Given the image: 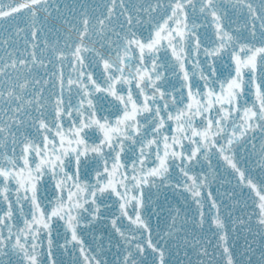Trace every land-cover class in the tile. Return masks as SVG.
Listing matches in <instances>:
<instances>
[{
  "label": "snow or ice",
  "instance_id": "1",
  "mask_svg": "<svg viewBox=\"0 0 264 264\" xmlns=\"http://www.w3.org/2000/svg\"><path fill=\"white\" fill-rule=\"evenodd\" d=\"M129 2L0 0V264H264V0Z\"/></svg>",
  "mask_w": 264,
  "mask_h": 264
},
{
  "label": "water",
  "instance_id": "2",
  "mask_svg": "<svg viewBox=\"0 0 264 264\" xmlns=\"http://www.w3.org/2000/svg\"><path fill=\"white\" fill-rule=\"evenodd\" d=\"M56 3L62 11L66 8L75 7L77 16L80 14L81 6L87 8V14L92 18L93 22H95L98 17L104 15L106 11H111L105 7L106 0H56ZM140 6L143 7L144 5L141 4ZM126 8L127 11L131 12L132 15L135 16L137 14L135 12L136 0H131V2L127 3ZM123 11L124 9H122L121 5L117 3L115 5V12L112 13L113 19L111 23L113 25H117L125 21V16L122 14ZM67 14L68 13L65 12V15ZM139 15L143 17L144 13L141 12ZM55 16L56 13L53 12V18L50 20V23L57 22L55 20ZM14 23L15 21H5V36L8 35L10 30H12ZM22 35L13 36L12 41L8 43L7 48L3 52L4 60L3 62H0V68H4L3 75H0V91H2L4 95H0V101L7 102L3 106L9 113L13 112L15 108L24 103L27 97L32 96L39 88H41L43 86V80L45 79V73L43 70H34L29 72L23 66L21 61L27 60L28 56L26 54L27 47ZM16 41H18V43ZM8 49L13 50V56H9L7 54ZM9 61L12 63L9 64ZM5 65L7 66L5 67ZM37 80H40L41 83H36ZM45 92L47 93L46 88ZM17 97L20 99L17 100ZM25 107H27V105H25ZM221 191L223 192L224 189H221ZM169 197L172 199L173 203H176V198L171 192L169 193ZM160 199L163 201V196H161ZM60 258L65 259V264H70L67 258Z\"/></svg>",
  "mask_w": 264,
  "mask_h": 264
}]
</instances>
